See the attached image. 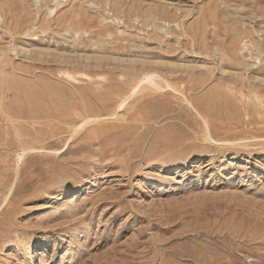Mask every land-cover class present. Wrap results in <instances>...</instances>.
I'll list each match as a JSON object with an SVG mask.
<instances>
[{"label": "rangeland", "instance_id": "374dc122", "mask_svg": "<svg viewBox=\"0 0 264 264\" xmlns=\"http://www.w3.org/2000/svg\"><path fill=\"white\" fill-rule=\"evenodd\" d=\"M0 264H264V0H0Z\"/></svg>", "mask_w": 264, "mask_h": 264}, {"label": "bare ground", "instance_id": "6f19581e", "mask_svg": "<svg viewBox=\"0 0 264 264\" xmlns=\"http://www.w3.org/2000/svg\"><path fill=\"white\" fill-rule=\"evenodd\" d=\"M155 77H156V74H155V76H154V74H151V75H147V77H146V81L144 80V82H147V83H151V84H156L155 83ZM129 99V98H128ZM127 100V99H126ZM125 100L123 101V102H121V104L119 105V108L118 109H122L123 107H124V105H125ZM87 122V121H86ZM191 162V161H190ZM83 188H85V187H83ZM66 195H67V193L68 192H64Z\"/></svg>", "mask_w": 264, "mask_h": 264}]
</instances>
